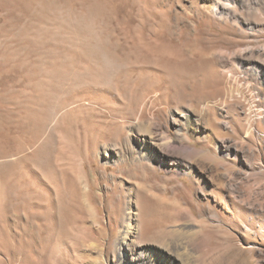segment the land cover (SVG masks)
<instances>
[{
    "label": "rangeland",
    "instance_id": "rangeland-1",
    "mask_svg": "<svg viewBox=\"0 0 264 264\" xmlns=\"http://www.w3.org/2000/svg\"><path fill=\"white\" fill-rule=\"evenodd\" d=\"M0 264H264V0H0Z\"/></svg>",
    "mask_w": 264,
    "mask_h": 264
},
{
    "label": "bare ground",
    "instance_id": "bare-ground-1",
    "mask_svg": "<svg viewBox=\"0 0 264 264\" xmlns=\"http://www.w3.org/2000/svg\"><path fill=\"white\" fill-rule=\"evenodd\" d=\"M64 187L67 188L68 196H69V198L72 201H80V206H79L78 210L79 211H82L84 213L85 207H84V204L82 203V201L80 200L79 194H77V192H76V186H75V184H73V186L71 185V186H64ZM65 193H66V191H65ZM88 219H93V216L91 214H87L86 218L85 219L82 218V220H80V219H74V218H70V217H65L64 220L66 222L64 223V226L68 222L71 225V227L75 228L76 230H80L81 227L84 225V223L85 222L87 223V220ZM44 226L47 228V230L44 233L41 231V233L44 234V235H47L49 233V226H46V225H44ZM54 230L55 229L52 226H50V232H53ZM63 230H65V229H63ZM164 246H166V244H164Z\"/></svg>",
    "mask_w": 264,
    "mask_h": 264
}]
</instances>
